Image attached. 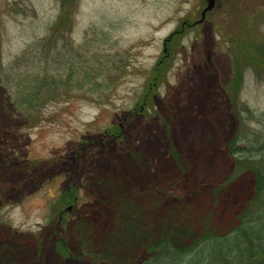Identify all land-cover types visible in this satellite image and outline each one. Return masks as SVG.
<instances>
[{
	"label": "rangeland",
	"instance_id": "obj_1",
	"mask_svg": "<svg viewBox=\"0 0 264 264\" xmlns=\"http://www.w3.org/2000/svg\"><path fill=\"white\" fill-rule=\"evenodd\" d=\"M61 1L0 0V264H143L161 237L233 228L253 188L238 160H264V68L237 57L236 94L230 50L264 52V0H218L159 85L164 41L205 0H68L71 28L50 40Z\"/></svg>",
	"mask_w": 264,
	"mask_h": 264
},
{
	"label": "trees",
	"instance_id": "obj_2",
	"mask_svg": "<svg viewBox=\"0 0 264 264\" xmlns=\"http://www.w3.org/2000/svg\"><path fill=\"white\" fill-rule=\"evenodd\" d=\"M239 2V0H234L236 8H238ZM67 3L68 0L61 1V12L51 28L52 35L50 40L60 31H69L71 28L70 12H68L66 6L73 7V1H71L70 5ZM236 8L235 10L237 11ZM183 22L188 23V20H184ZM242 22L240 32L245 33L249 23L248 15L242 17ZM192 27L195 26L186 27L182 23L164 41L163 56L152 70L155 85H159L164 78L165 67L167 66V54L169 56L171 49L173 51L177 45L181 32H185L186 30L189 32ZM235 46H237L235 51L233 49L230 50L233 58L234 76L229 89L237 94L243 80L238 58L252 67L264 68V52L254 40L252 42L245 41L243 37L238 38ZM146 101L147 97L144 98L139 110L144 108ZM137 109L135 108L134 110ZM236 147L237 151H241L242 153V149L244 148L240 145H236ZM230 148L232 152L235 151L234 144H230ZM245 154L248 156L245 159L238 160V168L246 167L251 170L253 181L252 196L235 218L234 227L225 231V233H221L209 228V225L200 232L203 233L199 237L194 238L184 247H180V245L175 244L169 238L161 237L156 243L147 246L146 254L149 256L147 260H144L143 264H264V162H262L263 159L258 163L251 160L252 155H250V151H246ZM76 196L77 190L69 189L58 197V207L55 211L58 216H61L60 218L64 217L67 207L75 205ZM171 231H173V226ZM188 235L190 236L189 233ZM55 246L59 254L64 257L69 256L66 236H61ZM197 255L198 257L201 256L197 258L198 262L195 261Z\"/></svg>",
	"mask_w": 264,
	"mask_h": 264
},
{
	"label": "water",
	"instance_id": "obj_3",
	"mask_svg": "<svg viewBox=\"0 0 264 264\" xmlns=\"http://www.w3.org/2000/svg\"><path fill=\"white\" fill-rule=\"evenodd\" d=\"M215 2H216V0H207L206 1V6L201 12L200 20L197 22L198 24H200L204 21L205 14L207 12H210L211 10H213V8L215 7Z\"/></svg>",
	"mask_w": 264,
	"mask_h": 264
},
{
	"label": "flooded vegetation",
	"instance_id": "obj_4",
	"mask_svg": "<svg viewBox=\"0 0 264 264\" xmlns=\"http://www.w3.org/2000/svg\"><path fill=\"white\" fill-rule=\"evenodd\" d=\"M206 1L207 0H205V3H206ZM217 2H218V0H216V2H215V6H216V4H217ZM208 14H210V12H208V13H206V15H208ZM206 15H205V18H206ZM201 17V16H200ZM205 18H204V20H205ZM204 22V21H203ZM202 22V23H203ZM201 23V24H202ZM183 25H186V27H191L192 25H194V26H197L196 25V22H194V24H188L187 22H183ZM200 25V24H199ZM71 209V206H69V207H67L66 209H65V212H68L69 210ZM61 216H59V218H60Z\"/></svg>",
	"mask_w": 264,
	"mask_h": 264
}]
</instances>
